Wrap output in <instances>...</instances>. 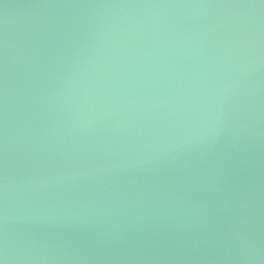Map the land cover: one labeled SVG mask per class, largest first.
Wrapping results in <instances>:
<instances>
[{"label":"water","instance_id":"obj_1","mask_svg":"<svg viewBox=\"0 0 264 264\" xmlns=\"http://www.w3.org/2000/svg\"><path fill=\"white\" fill-rule=\"evenodd\" d=\"M0 264H264V0H0Z\"/></svg>","mask_w":264,"mask_h":264}]
</instances>
